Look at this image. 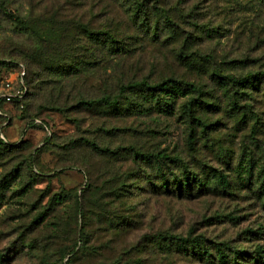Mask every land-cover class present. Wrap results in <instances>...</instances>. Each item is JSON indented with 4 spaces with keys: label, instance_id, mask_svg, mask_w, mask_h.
<instances>
[{
    "label": "rangeland",
    "instance_id": "1",
    "mask_svg": "<svg viewBox=\"0 0 264 264\" xmlns=\"http://www.w3.org/2000/svg\"><path fill=\"white\" fill-rule=\"evenodd\" d=\"M218 1L181 0L185 19L190 13L200 15L199 21L190 18L184 24L194 21L198 27L217 29L215 38L198 33L187 55L195 58L196 52L209 54L215 70L225 73L257 70L261 51L259 47L254 49L245 30L253 14L245 11L237 17L225 12L219 16L220 7L231 0ZM59 3L65 4L61 11L69 18L90 19L94 25L106 20L100 13V0ZM22 6V13L30 8L43 12L40 5L23 2ZM263 18L262 12L256 24ZM0 27V59H22L17 52L5 51L7 42L30 49L39 44L31 34L20 27L13 29L1 17ZM148 47L140 56L145 68L137 69L134 76L111 63L94 84L70 86L73 91L69 96L87 89L89 97H100L119 81L137 79L146 68L149 70L153 49ZM156 55L162 59L159 53ZM184 66H179L181 74L203 89L201 97L206 103L196 108V117H205L210 123L202 128L192 122L193 139L186 137L189 112L176 88L162 96L149 93L142 98L128 91L126 96L135 102L139 99L155 107L147 116L135 115L124 102L114 108H96L84 104L77 107L70 100L67 110H51L47 104L42 105V91L34 95L33 88L24 112L5 106L12 118L3 134L12 146L0 151L6 156L14 154L0 166V264H97L110 262L125 245L132 254H125L124 264H264V90L249 88L237 94L241 110L247 112L242 121L240 108L228 105L232 94L206 83L207 67ZM161 68L172 72L177 65L164 61ZM16 73H8L0 65V89ZM160 101L168 104L166 109L157 108ZM32 117L41 119L42 124L30 127ZM158 152L178 156L182 163L153 161L150 154ZM191 170L200 173L208 190L195 179L190 184L193 197L187 193L191 188L185 185L183 199H156L138 177L145 172L173 175L189 174ZM217 172L227 176L231 194L222 192ZM123 189L125 194L120 193ZM129 221V228L123 229ZM81 229L84 242L78 241L73 247V236H79ZM160 233L204 240L211 259L167 254L153 240ZM194 244L198 246V240ZM218 247L225 258L217 257ZM73 249L79 255L68 260ZM203 250V245L198 247V252Z\"/></svg>",
    "mask_w": 264,
    "mask_h": 264
},
{
    "label": "trees",
    "instance_id": "2",
    "mask_svg": "<svg viewBox=\"0 0 264 264\" xmlns=\"http://www.w3.org/2000/svg\"><path fill=\"white\" fill-rule=\"evenodd\" d=\"M100 1L103 3L100 6V13L106 16V20L104 19V23L98 22L99 24L94 25L90 19L83 21L69 18L61 11L64 9L65 4L59 3V0H0V17L7 20V23L11 24L13 29L18 30L20 27L39 41V44H35L33 49L7 42L8 47H5V51L9 54L17 52L22 59L19 60L20 58L16 59L13 57L0 59V65H3L8 73L18 72L23 67L25 70L23 81L27 87V93L21 100L7 104L0 98V149H6L7 145L12 146L3 134L4 127L10 124L12 118L5 106L12 105L15 110L24 112L28 106L27 102L29 95H31V88L34 89V95L42 91L41 98L45 102L42 105L47 104L51 110H67V102L70 100H74L77 107L84 104L96 108L98 106L114 108L124 102L125 104L129 103V107L135 110V115L139 116L149 115L150 110L155 107L147 106L139 99L135 102L131 97L126 96L128 91L137 93L138 98H142L149 93L162 96L171 91L173 92L174 88H176L185 102L184 109L189 112L190 125H188L189 132L186 137L189 136L190 139H193L195 127L193 129L192 122L202 128L209 127L210 123L205 121V117H196V108L201 103H206L201 97L203 93L202 85L200 86L198 83L187 79L185 75H182L179 69V66L182 65L192 67V64H197L204 68L207 67L206 83L210 84V87L222 90L226 94H232V97H229L228 105L231 106L233 104L240 108V119L243 121L247 112L241 110L242 106L239 105L237 94L249 88L257 91H260V88L264 90V18L263 22L256 24V19L261 18L262 12L264 14V0H231V2L228 1L226 5L221 6L218 11L219 16L225 12L233 13L237 17L245 11H250L253 14L250 26L247 29L245 28V30L248 39L253 40L255 44L254 49L259 47L258 49L261 51L258 54V58H255L257 63L261 62V65H259L257 70H250L242 74L225 73L223 69L215 70L216 66L210 63L209 54L196 52L195 58L187 55L193 40L199 38L198 33L201 32L205 37L215 38L217 37V29L206 26L198 27V23L194 21L184 24V20L190 18L199 21L200 15L197 16V13H190L188 18L185 19L181 0ZM213 1L219 2L218 0ZM23 2L31 6L40 5L43 12L36 13L33 8H30L28 13H22L20 9L24 6H22ZM5 30L6 28H3V31ZM148 46L153 49L149 63L150 67L149 70L146 68L137 79L130 77V81L127 83L119 81L113 84V88L109 91L105 89L106 91L100 97H89L90 94L87 89L83 90L84 92L80 89L77 94L69 96L70 90L76 85L77 87L79 84L89 86L94 84L95 80L101 79L103 72L111 63L115 69H120L121 67L123 68L121 69L122 72L126 69V71H129L130 76H134V72H137V69L145 68V62H141L140 56L143 51L149 48ZM157 53L160 54L161 60L156 55ZM164 61L170 62L171 65H177V70L170 72L162 69L161 64ZM24 62L27 64L26 66ZM235 62L231 61V63ZM237 62L243 63V61L238 60ZM125 63H128L127 68H125ZM235 67H239V65L236 64ZM70 86L71 89L69 90ZM128 88H131V90H128ZM113 91L115 93H112ZM187 95L192 96L187 97ZM160 102H162L160 103L161 106L157 108L166 109L168 104L163 101ZM262 102H264V99ZM243 107L246 108V106ZM30 124V127H33V125L40 126L42 121L38 117H32ZM45 129L48 130L47 127ZM4 153L6 152L0 153V166H3L4 162L14 154L11 153V155L6 156ZM136 156L141 157L138 154ZM150 156L153 157V161H159L160 163L166 160L177 164L182 163L178 156L173 158L163 152H158L155 155L150 154ZM144 157L146 158V156ZM217 175L221 177L219 184L223 188L222 192L231 194L232 188L228 187L227 176L222 175L220 172H217ZM138 177L144 181L148 190L152 192L153 197L156 199L160 197L183 199V187L187 185L191 188L190 184L195 179L197 183H200L199 185H203L202 188H207V182H202L203 177L200 176V173L192 170L189 174L187 172L174 173L173 175L162 173V171L161 173H156V175L145 172ZM1 183L2 179H0V186ZM150 186L152 189L149 188ZM142 188L139 186V189ZM202 188L200 189L201 192ZM206 188L205 190H208ZM193 190L191 188L187 192L192 197ZM126 192V189L120 191L122 194ZM211 193L219 192L212 190ZM129 225L130 221L123 226V229H128ZM83 232L84 230L81 229L79 236H73V247L76 246L78 241L84 242ZM111 234L116 236L114 233ZM153 240L158 249L165 250L171 256H179L181 254L196 260L204 257L208 260L212 256L205 243H203L204 240L200 238H197L198 246L194 244L197 242L196 238L187 237L183 239L182 237H177L174 233L156 234L153 236ZM182 240L186 241V244L182 243ZM149 243L152 244L150 241ZM202 245L204 250L198 252V247H202ZM127 247L128 245H125L124 250L118 254L115 252L116 258L114 257L110 262L101 261L97 264H124L122 260L125 258V254H129L131 251ZM217 250V253L220 254L219 256L217 255L219 259L226 257L220 248ZM83 251L85 252V249ZM217 253L213 256H216ZM69 254H71V257L68 260H75L79 252L73 249L69 251Z\"/></svg>",
    "mask_w": 264,
    "mask_h": 264
},
{
    "label": "built area",
    "instance_id": "3",
    "mask_svg": "<svg viewBox=\"0 0 264 264\" xmlns=\"http://www.w3.org/2000/svg\"><path fill=\"white\" fill-rule=\"evenodd\" d=\"M24 75L25 70L22 67V69L18 71L15 76L7 78L2 83L0 98L4 103L11 104L13 101L21 100L26 95L27 87L23 81Z\"/></svg>",
    "mask_w": 264,
    "mask_h": 264
}]
</instances>
